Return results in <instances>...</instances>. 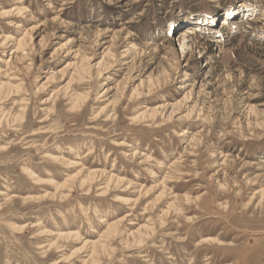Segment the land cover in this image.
<instances>
[{"label": "rangeland", "instance_id": "rangeland-1", "mask_svg": "<svg viewBox=\"0 0 264 264\" xmlns=\"http://www.w3.org/2000/svg\"><path fill=\"white\" fill-rule=\"evenodd\" d=\"M261 191L264 0H0V264H264Z\"/></svg>", "mask_w": 264, "mask_h": 264}, {"label": "bare ground", "instance_id": "bare-ground-1", "mask_svg": "<svg viewBox=\"0 0 264 264\" xmlns=\"http://www.w3.org/2000/svg\"><path fill=\"white\" fill-rule=\"evenodd\" d=\"M255 9V8H254ZM252 10V9H251ZM252 16L253 15H251L250 17H249V19H252ZM254 20H255V18H254ZM197 29V28H196ZM186 30H188V29H186ZM185 30V31H186ZM194 32H195V30H194ZM191 33H193L192 31H186V33H185V35H187V34H191ZM184 37V36H183ZM22 40V39H21ZM23 41H24V39H23ZM77 101V100H76ZM78 101H80L79 99H78ZM77 101V102H78ZM77 105V103L74 105V107ZM180 106V105H179ZM79 107H80V105H79ZM158 112H157V110H149V111H145V112H142L140 115H138L137 117H135V119L134 120H140V119H146V118H151L152 120L154 119V118H156V114H157ZM136 156V155H135ZM134 156V157H135ZM97 174L96 173H92V174H90L89 175V178H92V179H95V178H97L98 176H96ZM100 175V174H99ZM104 175V174H103ZM112 178H113V176H112ZM111 179V178H110ZM91 180V179H90ZM111 181V180H110ZM115 181V180H114ZM84 182H88V181H84ZM107 189H109V188H107ZM260 196H261V198L263 199L264 198V191H261L260 193ZM256 195V194H255Z\"/></svg>", "mask_w": 264, "mask_h": 264}]
</instances>
